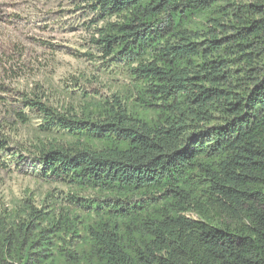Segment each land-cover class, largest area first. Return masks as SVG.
I'll use <instances>...</instances> for the list:
<instances>
[{
    "label": "trees",
    "instance_id": "16d2710c",
    "mask_svg": "<svg viewBox=\"0 0 264 264\" xmlns=\"http://www.w3.org/2000/svg\"><path fill=\"white\" fill-rule=\"evenodd\" d=\"M90 4L110 18L94 42L155 115L117 95L79 112L25 93L46 129L76 137L36 145L46 174L101 194L70 196L88 220L0 212V264H264V0Z\"/></svg>",
    "mask_w": 264,
    "mask_h": 264
},
{
    "label": "rangeland",
    "instance_id": "374dc122",
    "mask_svg": "<svg viewBox=\"0 0 264 264\" xmlns=\"http://www.w3.org/2000/svg\"><path fill=\"white\" fill-rule=\"evenodd\" d=\"M108 19L90 0H0V212L22 210L28 202L88 220L94 213L70 196L101 194L46 174L36 145L68 144L76 137L58 128L46 129L42 118L21 102L25 93L44 91L61 110L74 107L79 112L90 100L117 95L141 115H155L136 104L131 67L105 56L94 42ZM19 110L29 115L28 122L18 118ZM81 233L86 235L83 227ZM74 248L81 249V242ZM52 264L64 262L57 258Z\"/></svg>",
    "mask_w": 264,
    "mask_h": 264
}]
</instances>
